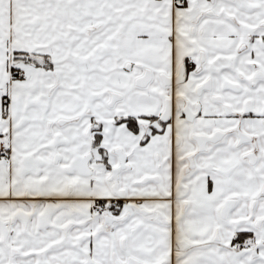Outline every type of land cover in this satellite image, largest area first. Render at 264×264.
I'll return each mask as SVG.
<instances>
[{
	"label": "snow or ice",
	"instance_id": "obj_1",
	"mask_svg": "<svg viewBox=\"0 0 264 264\" xmlns=\"http://www.w3.org/2000/svg\"><path fill=\"white\" fill-rule=\"evenodd\" d=\"M0 264H264V0H0Z\"/></svg>",
	"mask_w": 264,
	"mask_h": 264
}]
</instances>
